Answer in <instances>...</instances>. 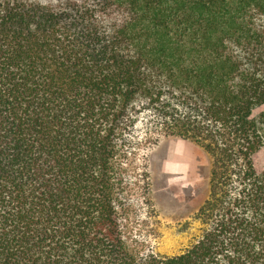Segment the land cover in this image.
I'll use <instances>...</instances> for the list:
<instances>
[{
    "label": "trees",
    "instance_id": "obj_1",
    "mask_svg": "<svg viewBox=\"0 0 264 264\" xmlns=\"http://www.w3.org/2000/svg\"><path fill=\"white\" fill-rule=\"evenodd\" d=\"M264 0H0V264H264ZM141 116L211 157L200 237L133 247Z\"/></svg>",
    "mask_w": 264,
    "mask_h": 264
},
{
    "label": "rangeland",
    "instance_id": "obj_2",
    "mask_svg": "<svg viewBox=\"0 0 264 264\" xmlns=\"http://www.w3.org/2000/svg\"><path fill=\"white\" fill-rule=\"evenodd\" d=\"M263 111L264 104L253 115ZM138 120L123 159V228L133 247L176 255L205 227L196 213L209 191L211 157L193 141L156 133L147 117ZM254 161L264 170V147Z\"/></svg>",
    "mask_w": 264,
    "mask_h": 264
}]
</instances>
